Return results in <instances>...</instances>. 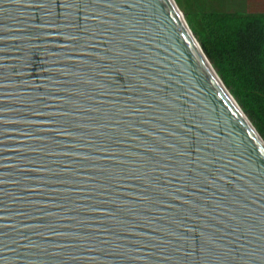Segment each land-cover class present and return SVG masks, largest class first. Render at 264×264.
Returning <instances> with one entry per match:
<instances>
[{
	"label": "water",
	"instance_id": "obj_1",
	"mask_svg": "<svg viewBox=\"0 0 264 264\" xmlns=\"http://www.w3.org/2000/svg\"><path fill=\"white\" fill-rule=\"evenodd\" d=\"M130 2L121 0V9L111 10V15L127 14L134 21L133 27L114 32L131 54L127 64L135 75L113 72L110 61L100 59L105 55L104 41L93 38L87 51L94 55L77 57L83 64L69 61L56 65L76 75L63 77L54 85L83 91L85 96L79 99L84 109L97 106L95 102L100 100L120 105L118 110L109 109L103 120L106 127H119L125 132L118 137L121 155L117 159L126 163L104 165L122 169L119 183L113 184L108 178L93 188L94 182L88 177L103 174L77 168L83 161L29 151L42 145L20 135L25 125L11 122L27 119L26 110L12 103L0 105L14 109L0 114L10 121L0 123L3 132L0 181L4 182L0 183V242L7 243L10 250L16 249L10 258L23 259L24 247L29 244L73 243L64 237L41 233L61 232L65 237L86 233L99 238L95 241L97 247L104 246L105 238L108 244L118 239L122 241L118 247L124 254L139 257L151 254L152 264H166L163 256L178 261L198 256L199 233L204 232L221 245L214 250L211 264H223L233 255L243 259L242 249L248 254L245 264H264V137L214 68L177 1L138 0L140 6L135 10L129 9ZM0 9H8L0 11V25L13 30L15 26L8 19L13 15L9 5L0 3ZM4 42H0V47L10 51L0 55H6L11 71L15 72L16 45L10 38ZM39 66L40 57L34 52L29 74L21 78L38 80ZM103 73L112 75L113 79L108 80ZM115 84L120 85L118 92ZM77 115L87 117L88 113L81 111ZM31 130L37 134V129ZM81 135L93 134L84 130ZM179 137L189 139L184 158L173 151L183 147ZM95 144V139H87L81 151L90 154ZM71 150L70 147L57 149L58 152ZM178 159L186 165L182 170L176 163ZM41 160L57 161L58 166H49L59 174L57 179L67 183L46 187L26 183L25 177L33 181L52 179L29 171L35 166L33 162ZM153 185L164 189V193L156 192ZM53 190L61 194H50ZM145 195L149 197L147 202L141 200ZM41 212L56 215L46 218L39 215ZM111 212L119 213L125 231L115 235L103 231L108 227L105 222ZM77 221L84 223L77 226ZM45 224L47 228L41 227ZM177 236L185 237V241L181 242ZM29 251L33 253L29 259H35L37 250ZM93 255L97 256V264H118L113 261L118 257L79 246L65 247L60 255L40 258L43 264H95L85 259Z\"/></svg>",
	"mask_w": 264,
	"mask_h": 264
},
{
	"label": "snow or ice",
	"instance_id": "obj_2",
	"mask_svg": "<svg viewBox=\"0 0 264 264\" xmlns=\"http://www.w3.org/2000/svg\"><path fill=\"white\" fill-rule=\"evenodd\" d=\"M0 3L9 5L13 15L8 19L15 26L13 30L5 25H0V42L11 39V43L16 45L14 51L17 53L14 65L17 68L15 72L11 71L6 55H0V105L9 103L24 108L27 119H17L11 121L25 125V129L20 135L42 146L29 149L36 154H45L49 157L62 155L64 157L76 158L83 163L77 165V168H89L93 173H102L101 176L93 175L88 177L94 183L95 188L100 180L112 179V183H119V173L122 169L115 167H104V165L124 164L126 161L117 159L121 155V144L118 137L125 135V132L119 127H106L103 120L107 118L109 109H119L120 105L111 103L107 100L95 102L97 106L82 107L80 97H84L85 93L77 89H69L67 87H54L60 83V79L69 75H76L75 72L69 73L67 69L57 67L61 62H75L83 64V60L76 59L81 55L92 56L94 53L87 51L90 41L93 38L104 41L105 55L100 59L109 60L113 72H122L125 76H134L135 72L127 61L131 58V54L122 47L121 41L115 36L114 30L128 29L133 27L134 21L127 14L113 17L111 10H119L122 7L121 0H0ZM140 5L138 0H131L128 7L135 10ZM8 9H0L7 11ZM115 21V23H113ZM6 33L7 35H4ZM5 43V42H4ZM55 48L57 51H49ZM10 49L0 47V53L7 54ZM37 53L41 60V66L37 68L39 79H22L28 76V70L31 68L32 54ZM108 80H112V75L103 73ZM85 83H91L85 81ZM115 83V82H114ZM103 88V86H100ZM16 90L9 92L8 90ZM119 84H115V90L118 92ZM9 96L16 99L9 100ZM14 109L7 106H0V114H8ZM81 111L88 113L87 117L77 115ZM0 123L7 124L10 121L0 116ZM37 129L34 135L31 129ZM88 130L93 135L85 137L81 132ZM107 132L116 133L115 136L107 135ZM0 134H3L0 131ZM87 139H95L96 144L90 150V154L85 155L81 149L83 142ZM59 140H65L69 143L61 145ZM182 149L173 151L181 158L186 157L189 145V139L185 137L178 138ZM70 147L71 151L58 152L57 149ZM160 155V153H156ZM35 166L29 171L37 174H46L52 177L48 181H33L25 177V182L30 184L46 187L49 184L64 185L65 180L57 179L59 175L54 167L49 165H57L55 160H41L38 163L33 162ZM182 170L186 165L182 164V160L176 161ZM148 183V181H144ZM0 183H4L0 181ZM156 192L164 193V189L156 188ZM34 190V189H32ZM60 195V192L53 190L52 193ZM4 195H7L6 193ZM173 199H179L173 197ZM142 201L147 202V195L141 197ZM112 203L122 204L123 201H112ZM184 203H188L185 201ZM97 209H83L82 211H96ZM102 210V209H100ZM40 216L51 218L56 214L51 212H41ZM110 219L105 223L108 225L103 231L116 232L125 231L124 222L119 218V213L111 212L108 214ZM84 221H77V226L83 224ZM151 226V225H150ZM47 228L48 225H41ZM7 228V227H6ZM188 231H192L189 229ZM40 235H54L57 238L64 237L73 243L70 244H29L24 247L25 257L21 259L19 256H12L16 249H8L7 243L0 242V264H8L9 261H28L30 264H43L41 255L55 256L60 255L61 250L65 247L79 246L88 251L96 253L105 252L106 255L118 257L113 260L118 264H135L136 261L142 264H152V256L147 257L133 256L124 254V250L119 249L118 245L122 241L116 239L113 244H108L107 239L103 240V247H97L95 241L99 239L88 234L74 235L65 237L61 232L41 233ZM201 247L198 256H192L191 260L185 259L178 261L171 256H163L166 264H211L214 259V250L221 247L220 242L204 232L199 233ZM181 242L185 241V237H176ZM22 239H25L22 237ZM154 239V238H153ZM190 243V242H189ZM37 250L35 259H29L33 253L29 250ZM51 249V251H47ZM107 249V251H106ZM8 253L9 255H5ZM243 259H236L233 256L223 262V264H245V258L248 255L242 249ZM163 255V253H161ZM75 259V258H73ZM85 259L95 261L97 264V256L85 257Z\"/></svg>",
	"mask_w": 264,
	"mask_h": 264
},
{
	"label": "trees",
	"instance_id": "obj_3",
	"mask_svg": "<svg viewBox=\"0 0 264 264\" xmlns=\"http://www.w3.org/2000/svg\"><path fill=\"white\" fill-rule=\"evenodd\" d=\"M214 68L264 137V0H176Z\"/></svg>",
	"mask_w": 264,
	"mask_h": 264
}]
</instances>
